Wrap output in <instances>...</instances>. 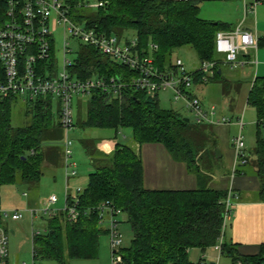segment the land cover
Returning <instances> with one entry per match:
<instances>
[{
	"label": "trees",
	"instance_id": "trees-1",
	"mask_svg": "<svg viewBox=\"0 0 264 264\" xmlns=\"http://www.w3.org/2000/svg\"><path fill=\"white\" fill-rule=\"evenodd\" d=\"M79 1H70L72 18L77 22L98 29L107 37L124 39L133 34L141 52L148 50L150 44L156 45L158 50L153 56L161 73L175 71L172 55L183 48L193 50L200 64L218 63L216 76L210 82L219 77L220 68L225 65L216 52V36L229 26L201 18L200 2L98 0L104 7L90 11L78 7ZM5 20V9L0 7V26ZM70 72L83 81L102 78L109 82L114 77L130 83L138 76L85 44H81ZM0 76L3 79L1 65ZM201 77L202 74H197L194 87L204 85ZM81 99H88V106L83 116L75 117V128L68 135L71 150V137L87 130L116 133L130 130L132 142L117 144L112 154L102 155L94 140L84 141L94 167L89 185L76 196L67 193L66 210L50 217L48 233L45 236L40 233L33 240L34 260L66 264V255L70 260L96 259L104 233L100 229L103 205L115 210V218L125 214L134 233L131 246L119 249L121 264H195L190 260L191 250L206 252L216 248L221 242L230 189H210L201 184L192 191L147 190L140 152L144 145H162L175 160L187 164L201 181L205 178L203 172L218 165L206 144L197 146L198 136L209 137L206 126L191 127V120L186 123L179 113L160 107L159 94L151 97L129 84L116 96L95 90L90 97ZM19 102L12 96L0 103V189L7 184L27 189L38 184L45 160L57 168L64 158L67 172L76 176L78 165L72 161L73 151L71 158L65 156L66 135L60 123L59 102L47 96L28 103L31 107L25 114L30 120L23 126H14L13 110ZM248 105L257 113L256 167L261 182L259 199L264 202V77L254 80ZM204 157L207 159L203 161ZM70 210L76 213L75 220L71 219ZM221 256L232 264H264V244L258 255L242 256L235 244L224 240Z\"/></svg>",
	"mask_w": 264,
	"mask_h": 264
},
{
	"label": "built area",
	"instance_id": "built-area-1",
	"mask_svg": "<svg viewBox=\"0 0 264 264\" xmlns=\"http://www.w3.org/2000/svg\"><path fill=\"white\" fill-rule=\"evenodd\" d=\"M71 0H0V7L5 9V22L0 26V65L3 79L0 76V103L9 97H17L25 103H33L40 97L51 96L60 104V123L66 138L64 141L65 156L71 158V142L68 135L75 128V100L90 97L95 90L107 94L119 95L122 89L129 84L138 91L146 92L154 97L162 91L170 90L174 94V102H181L192 114L197 125H230L232 119L219 117L217 109H206L194 92V80L197 74H202L201 83L208 84L217 73L218 63L215 61L204 62L199 68L189 71L181 59L174 60L175 71L161 73L156 65L154 54L158 47L150 44L148 50L140 51L137 38L129 41L116 36H106L98 29L89 28L85 23H79L72 18ZM165 2H203L206 0H160ZM241 2L244 17L248 14L256 16L257 8L264 0H226ZM78 7L83 9H99L104 3L89 0H80ZM63 27L66 41L63 46V69L56 71L53 59L54 35ZM68 34L80 41L81 44L96 48L102 55L109 57L114 62L138 73L130 83L120 82L111 78L106 81L102 78L80 80L71 72L74 65L67 57L74 54L67 42ZM258 38L253 32L242 25L231 31H220L216 36V52L229 65L231 69L243 66L247 62L240 57H248L250 50L258 48ZM55 70V71H54ZM121 80V79H120ZM218 116V118H217ZM237 124L244 126L243 118ZM235 150V170L239 165H246L248 160L245 153V143L240 133L233 141ZM76 168V165L73 164ZM232 194L227 198L223 220V230L220 244L216 247L221 255L222 245L225 240L227 225L233 212ZM58 203L56 196L51 197L44 210L30 209L32 220L43 216H55L53 207ZM115 210L109 205L101 207V223L106 216L110 217L111 228L108 230L111 237L113 251L112 263L121 264L122 257L119 249L122 247L123 238L114 217ZM120 214V211L116 212ZM71 219H76L73 210L69 212ZM23 219V212L7 211L0 206V264H9V234L6 230L8 220L19 222ZM40 231L33 232V240L40 235ZM34 256V255H33ZM35 264V263H34ZM202 264H206L203 262ZM218 264V263H217Z\"/></svg>",
	"mask_w": 264,
	"mask_h": 264
},
{
	"label": "rangeland",
	"instance_id": "rangeland-1",
	"mask_svg": "<svg viewBox=\"0 0 264 264\" xmlns=\"http://www.w3.org/2000/svg\"><path fill=\"white\" fill-rule=\"evenodd\" d=\"M98 0H89L90 3H96ZM237 4H243L241 2H237ZM230 4L226 0H206L200 2L201 8V18L219 22L223 21L225 13H230L226 9L230 7ZM88 10V9H86ZM90 11H96L95 9ZM242 12V10H241ZM243 17V15H242ZM257 23V31H261L262 25L264 24V2L258 7L257 15L253 16ZM228 22V21H227ZM134 37L133 34H128L124 39H132ZM54 46H53V59L52 63H54L56 67V71L59 72L63 69V46L66 38L64 36L63 27L60 26L58 31L54 35ZM67 42L70 44V49L73 50L74 54L68 55V59L73 61L80 51L81 43L80 41L72 38L69 34L67 36ZM255 55L253 51L254 58L256 59L258 66L254 68V71L259 70V74L257 76L264 77V56L261 54L262 50ZM176 59H181L186 65V68L189 71H193L199 68L200 61L197 57V54L189 49L183 48L176 50L172 55V61ZM221 69L225 72V77L228 79L222 78V82L220 83H211L207 85H202L198 89L194 87L193 91L197 89L198 97L207 98L208 105H214L218 109V111L223 110L224 115L232 118L233 121H236L237 117H241L243 111L245 110L244 123L246 126L248 125L249 118L251 116H256L255 109L248 105L247 98V90L243 86H238L233 82H229L230 74H237L238 71H228V68L224 65L221 66ZM55 71V70H54ZM224 89V93L223 90ZM224 94V95H223ZM196 96V95H195ZM75 108L76 103L83 104L84 111L86 112L88 106V99L78 98L75 100ZM159 102L160 107L164 110H173L179 113L183 118L190 119V126L193 128H200L207 125L198 126L193 121L192 114L185 108L184 104L181 102H174V94L172 91H162L159 93ZM28 103L20 101L18 105L13 110V125L14 126H23L25 125L30 118L26 117V112L30 110ZM218 113V112H217ZM77 115H75L76 117ZM218 118V116H217ZM77 119V117H76ZM249 127L247 126L243 134V139L247 138L249 134ZM197 132V130L195 131ZM252 133V132H250ZM196 135V133H195ZM238 135V134H237ZM236 135V137H237ZM62 142L64 140V134L61 131ZM100 137H103V140L111 139L115 141L117 144L121 145H129L132 142V133L130 130H122L118 133L115 130H97L90 131L87 134L76 135L74 134L71 137L73 142L72 151L73 158L72 161L77 163L78 167L76 170V176H72L67 172L65 164L61 162V165L58 166L55 170V177L52 175L51 169L45 170L41 181L38 184H32L26 190H21L19 185L7 184L2 186L0 189V206L7 211H22L23 219L19 222H14L8 220L6 223V230L9 234V262L10 264H57L53 261H40L34 260L33 256V232L40 231L43 236L48 233V226L50 217L43 216L42 218H37L32 220L29 210L39 208L40 210H44L46 208V204L48 200L56 196L58 198V203L53 207V210L58 213H62L66 210V195L68 189L72 191L73 195H77L78 192L84 191L88 185L90 180V175L93 173L90 165V161L88 159L87 154L84 151V141L87 139L90 140H99ZM197 137V135H196ZM235 137V138H236ZM62 142L58 143L62 153L64 155V149L62 147ZM99 144L98 142H95ZM197 146L202 143L206 144L208 149H211V155L214 156L215 150L217 146H214V143L211 141V138L207 137L203 139L202 136L197 137ZM245 143V142H244ZM110 155V154H109ZM64 159V158H63ZM207 157H204L203 161L206 160ZM64 161V160H63ZM202 163V161H201ZM242 167V166H241ZM239 166V170L241 168ZM244 168L246 166H243ZM226 169L228 170L227 163L223 162L220 165H215L211 171H216L214 175H224ZM233 168H231V173L233 172ZM225 170V171H224ZM218 171V172H217ZM72 172V171H70ZM126 215L120 214L115 219L119 223L118 229L122 234L123 238V246L122 248H129L131 246L132 240L134 239V233L131 225L126 221ZM111 220L109 216L105 217L103 223H100V229L104 231L103 235L100 238V246H99V254L96 259L93 260H70L68 256L65 257L66 264H113L112 257L113 251L111 248V237L107 234V231L111 228ZM14 232V233H13ZM227 232V229H226ZM225 232V236H226ZM210 250V249H209ZM213 252V255H217V258L220 257L219 253L215 250L209 251V253ZM201 256V257H200ZM207 254H203V251L200 249H196L194 254L191 256L193 263L198 264L201 261L206 264H212L210 262V258ZM216 258V259H217ZM226 260V259H224ZM228 260V259H227ZM218 262V260L216 261Z\"/></svg>",
	"mask_w": 264,
	"mask_h": 264
},
{
	"label": "crops",
	"instance_id": "crops-1",
	"mask_svg": "<svg viewBox=\"0 0 264 264\" xmlns=\"http://www.w3.org/2000/svg\"><path fill=\"white\" fill-rule=\"evenodd\" d=\"M228 2L232 4L230 7H228V9H226L230 13H225L224 19H222L223 21H219L229 26V29L225 31L234 30L238 26L242 25L243 28L253 32L254 35L257 36L259 43H262V45L258 44L257 49L250 50V55L248 57H240L241 61L247 62L243 66H238L237 68L231 69L229 65H224L228 68V71H238L237 74L229 75V82L231 81L240 87H245V89L247 90L248 98L254 80L257 77H260L257 76L260 75L259 70L258 72L254 71V68L258 66V63L254 58L253 51L255 52V55H257L258 52L261 51V48L264 49V24L262 25L261 31L259 30L258 32L257 23L256 21H253L255 20L253 19L254 15L248 14L245 18L243 7L241 6V4H237V2ZM261 54L264 56V50H262ZM219 74V77H217L213 82H210L209 84L214 82L220 83L222 82L223 77L224 79H228L227 76L225 77L226 74L221 68ZM200 86L202 85H197L195 87H197L198 89ZM197 89L193 92L196 97L200 99L204 107L206 109H209L212 106L216 108V106L214 105H208L209 103L207 102V98L198 97ZM222 90L224 93V89ZM217 112L219 117L229 118L224 115V108L220 111H218L217 109ZM79 114H81L82 116L85 114L82 103H78V105L76 103V115L78 116ZM244 116L245 110L243 111L241 117H237L236 121L232 120V124L230 125L214 126L206 124L209 138H211L214 146H217L215 150V162L218 165L222 164L223 162L227 163L228 170H224V175H219V173L218 175H214L216 171H206L203 172L205 178L200 181L197 174L189 171L187 164L175 160L162 145H144L140 149V152L144 167V187L147 190L192 191L199 189L201 184L204 186L207 185V187L210 189H230L234 201V206L232 218L227 225L225 240L235 244L240 255L254 256L258 255L261 252V246L264 244V202L260 201L259 199L261 182L258 177V170L256 167L258 161V157L256 154L257 113L256 116H251L249 118V122L247 125L249 127V134L244 140L246 146L245 153L248 162L246 165H241L242 167L240 166V170L239 167L235 170V150L233 141L236 135H239L240 133L242 134L247 127L244 123V126L241 129L239 124H237V120L239 118H243L244 121ZM90 131L97 130H87L80 135L83 136ZM94 141L99 143L96 146L98 152L102 155L112 154L117 145V143L111 139L103 140V137H100L99 140ZM88 159L90 161L91 169L94 171V167L89 156ZM50 163L51 161L45 160V163L43 164V174L45 170L49 169L50 171L51 169L50 172H52V175L55 177V170L57 169ZM62 163H64V161H62ZM243 166L246 167L244 168ZM233 167L234 169L231 173V168ZM68 192L73 195L70 189H68L67 193ZM35 207L37 208V206ZM195 250L196 249H193L189 252L191 261V256L194 254ZM212 250L217 251L216 248H213L207 250L206 252H203V254H207L208 256L209 254L211 255L210 262H212V264H232V261L230 259L225 258L220 254V257L217 258V255H213V252L209 253V251ZM217 260L218 262H216Z\"/></svg>",
	"mask_w": 264,
	"mask_h": 264
},
{
	"label": "water",
	"instance_id": "water-1",
	"mask_svg": "<svg viewBox=\"0 0 264 264\" xmlns=\"http://www.w3.org/2000/svg\"><path fill=\"white\" fill-rule=\"evenodd\" d=\"M185 122L186 123H189L190 122V119H185ZM27 189V187L25 186V187H23V188H21V190H26Z\"/></svg>",
	"mask_w": 264,
	"mask_h": 264
}]
</instances>
